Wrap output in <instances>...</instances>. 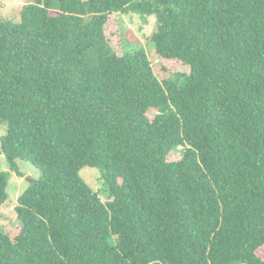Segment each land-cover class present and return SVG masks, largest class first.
Returning <instances> with one entry per match:
<instances>
[{
  "label": "trees",
  "instance_id": "obj_1",
  "mask_svg": "<svg viewBox=\"0 0 264 264\" xmlns=\"http://www.w3.org/2000/svg\"><path fill=\"white\" fill-rule=\"evenodd\" d=\"M21 2L7 19L0 0L1 149L42 177L0 264H264V0ZM129 11L156 17L152 57L181 82L124 45Z\"/></svg>",
  "mask_w": 264,
  "mask_h": 264
},
{
  "label": "rangeland",
  "instance_id": "obj_2",
  "mask_svg": "<svg viewBox=\"0 0 264 264\" xmlns=\"http://www.w3.org/2000/svg\"><path fill=\"white\" fill-rule=\"evenodd\" d=\"M21 0H3L1 12L2 16L7 19L14 17V7L21 4ZM124 45L130 49H144L152 58V62L159 78L176 79L172 73L162 74L158 69V59H154L155 45L152 41V34L156 25V17L154 15H141L136 12H121L118 14ZM14 19V18H13ZM181 82L180 78L176 79ZM7 132V124L0 125V148L1 137ZM0 154V171H9V184L7 191L9 193L8 200L2 205L1 211L3 216L0 217V226L5 231L13 229L18 224L16 218L15 207L18 204V197L42 177V172L37 169L31 162L19 160V169L24 175L21 177L16 172L9 170L5 157ZM181 156V150L173 153L170 156L171 160L178 159ZM81 177L90 184L96 191L99 192L103 201L111 200L109 192L102 179V171L99 168L84 167L80 171Z\"/></svg>",
  "mask_w": 264,
  "mask_h": 264
},
{
  "label": "water",
  "instance_id": "obj_3",
  "mask_svg": "<svg viewBox=\"0 0 264 264\" xmlns=\"http://www.w3.org/2000/svg\"><path fill=\"white\" fill-rule=\"evenodd\" d=\"M3 152H2V149L0 148V154H2Z\"/></svg>",
  "mask_w": 264,
  "mask_h": 264
},
{
  "label": "crops",
  "instance_id": "obj_4",
  "mask_svg": "<svg viewBox=\"0 0 264 264\" xmlns=\"http://www.w3.org/2000/svg\"><path fill=\"white\" fill-rule=\"evenodd\" d=\"M1 156L4 157V154H2Z\"/></svg>",
  "mask_w": 264,
  "mask_h": 264
}]
</instances>
